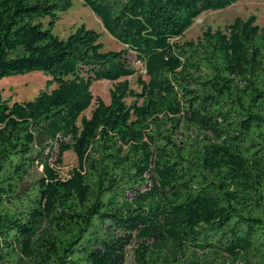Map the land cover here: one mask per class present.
I'll use <instances>...</instances> for the list:
<instances>
[{
    "label": "trees",
    "instance_id": "16d2710c",
    "mask_svg": "<svg viewBox=\"0 0 264 264\" xmlns=\"http://www.w3.org/2000/svg\"><path fill=\"white\" fill-rule=\"evenodd\" d=\"M237 1L81 0L124 46L102 52L84 25L53 35L73 0H0V80L49 78L0 94V264H125L133 243L136 264H264V26L175 42ZM132 58L139 92L120 81Z\"/></svg>",
    "mask_w": 264,
    "mask_h": 264
},
{
    "label": "rangeland",
    "instance_id": "374dc122",
    "mask_svg": "<svg viewBox=\"0 0 264 264\" xmlns=\"http://www.w3.org/2000/svg\"><path fill=\"white\" fill-rule=\"evenodd\" d=\"M250 16L255 17L256 26H264V0H238L235 4L226 9L203 13L195 20L191 27L185 31L183 36L176 39L175 42L196 41L207 29H211L212 31L223 30L225 25L232 23L236 18L246 20ZM43 23L46 25V21H43ZM81 25H84L86 29L93 30L100 35L99 42L103 45L102 52L124 49L122 44L115 41L104 30L101 22L95 15L87 7L82 5L81 0H73L72 7L69 11L60 16L52 33L58 38L66 40L68 35ZM132 68L135 70V74L131 77L123 78L120 81H126L130 89L139 92L140 87L137 84L138 77L144 82H147L148 78L143 63L135 61L134 58H132ZM48 79L47 76L40 72L3 78L0 80V94L3 99L10 100L11 104L14 102L31 101L40 90L44 89ZM114 85L115 83L108 81L95 82L91 87L92 96L94 98H100L105 104H108L110 100V91ZM130 101V99L126 100V103L129 104ZM93 104L94 102H92L91 107L84 113L85 116H89ZM181 132L187 134L189 131L183 129ZM178 138H182L181 135H178ZM76 165L77 161L73 152H66L63 155V162L59 168L60 177L62 179L67 178L70 171L76 167ZM40 175L41 168H33L27 182L38 179ZM136 248V243H133L127 249L125 264H136L134 256Z\"/></svg>",
    "mask_w": 264,
    "mask_h": 264
}]
</instances>
